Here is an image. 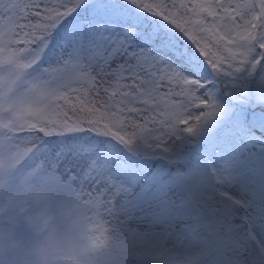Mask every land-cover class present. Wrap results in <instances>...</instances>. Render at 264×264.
<instances>
[{
    "label": "snow or ice",
    "instance_id": "1",
    "mask_svg": "<svg viewBox=\"0 0 264 264\" xmlns=\"http://www.w3.org/2000/svg\"><path fill=\"white\" fill-rule=\"evenodd\" d=\"M0 264H264V0H0Z\"/></svg>",
    "mask_w": 264,
    "mask_h": 264
}]
</instances>
